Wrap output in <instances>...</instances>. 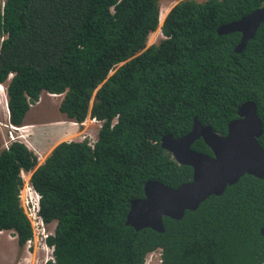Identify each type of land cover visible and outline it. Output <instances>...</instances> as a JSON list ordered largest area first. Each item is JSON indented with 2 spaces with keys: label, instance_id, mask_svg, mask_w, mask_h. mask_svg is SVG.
I'll return each mask as SVG.
<instances>
[{
  "label": "trees",
  "instance_id": "1",
  "mask_svg": "<svg viewBox=\"0 0 264 264\" xmlns=\"http://www.w3.org/2000/svg\"><path fill=\"white\" fill-rule=\"evenodd\" d=\"M260 7L264 0H181L162 23L164 38L149 45L160 0H3L0 87L10 80V123L23 126L48 92L64 94L70 119L102 125L94 146L62 141L42 164L22 140L0 151V231L22 246L33 237L19 197L31 171L45 221L57 222L46 264H143L159 248L162 264H264V180L250 174L182 219L165 217L163 233L126 224L148 181L193 179L163 136L187 134L196 117L226 135L247 101L264 123V23L242 52V33H218ZM192 147L213 154L202 138Z\"/></svg>",
  "mask_w": 264,
  "mask_h": 264
},
{
  "label": "water",
  "instance_id": "2",
  "mask_svg": "<svg viewBox=\"0 0 264 264\" xmlns=\"http://www.w3.org/2000/svg\"><path fill=\"white\" fill-rule=\"evenodd\" d=\"M262 23L264 7L221 25L218 33H242L241 41L235 48L236 52H242ZM263 131L264 123L256 103L247 101L240 106L239 117L230 122L226 135L216 132L210 125L202 124L196 117L192 130L187 134L181 137H175L172 133L163 136L161 146L179 164L193 167V179L178 187L156 180L148 181L145 196L132 200L126 224L136 230L152 228L163 233L165 217L182 219L186 211L197 210L212 195H222L228 186L237 183L244 175L250 174L264 180V146L259 142ZM201 138L213 154L192 147ZM261 233L264 235V226Z\"/></svg>",
  "mask_w": 264,
  "mask_h": 264
},
{
  "label": "rangeland",
  "instance_id": "3",
  "mask_svg": "<svg viewBox=\"0 0 264 264\" xmlns=\"http://www.w3.org/2000/svg\"><path fill=\"white\" fill-rule=\"evenodd\" d=\"M179 1L181 0H160L163 17ZM2 2L3 0H0V5ZM162 23L163 20H161L160 27L150 35L149 45L156 44L164 38L161 30ZM3 39L4 36L0 34V43ZM9 81H6L0 87V151L12 143L13 133L17 140L26 142L36 152L39 157V164H42L55 146L62 141L83 140L85 138L93 141L98 138L99 130L94 128L97 122H93L89 118L84 123L73 120L71 122L73 127L67 132H60L61 135L59 136L56 135L58 131L55 126L60 121L62 114L60 106L64 94L51 96L48 92H43L39 102L33 104L28 112V122L19 128L15 127L10 123L7 93ZM29 121H32L31 124H29ZM98 124L101 127L102 122ZM27 177L28 174H26ZM56 225V221L49 223V230L54 231ZM51 256L52 252L42 248L38 242L33 243L31 247L28 244L22 246L19 244L14 231H0V264H45ZM152 264L160 263L157 258H154Z\"/></svg>",
  "mask_w": 264,
  "mask_h": 264
},
{
  "label": "built area",
  "instance_id": "4",
  "mask_svg": "<svg viewBox=\"0 0 264 264\" xmlns=\"http://www.w3.org/2000/svg\"><path fill=\"white\" fill-rule=\"evenodd\" d=\"M48 94L51 95L52 93H48ZM89 120L93 122L101 123V121L95 118H90ZM12 139L13 141L17 140V138L13 135V133H12ZM96 140L91 141L90 144L94 146ZM26 174H28L27 178H26ZM31 176H32L31 171L22 172L24 184L22 188L20 189V193H19L21 205L24 208V211L26 215L28 216L29 220L31 221V224L34 230L33 237L30 240H28L26 244H28L31 247L33 243L38 242L42 248L47 249L52 252L51 258L47 260L48 261L51 259L54 260V246L48 245L47 238L50 235H53L55 233V230L54 231L49 230V223L45 221L41 213V195L33 186L31 182ZM154 258H157L159 263H162V259H163L162 258V248H159L155 251L150 252L146 257L145 263L143 264H152V261Z\"/></svg>",
  "mask_w": 264,
  "mask_h": 264
},
{
  "label": "crops",
  "instance_id": "5",
  "mask_svg": "<svg viewBox=\"0 0 264 264\" xmlns=\"http://www.w3.org/2000/svg\"><path fill=\"white\" fill-rule=\"evenodd\" d=\"M42 103V102H41ZM29 116V118H30V114L28 115ZM89 119L91 118V116H89L88 117ZM27 119H28V117L26 116V119H25V123L26 122H28L27 121ZM31 122L32 121H29V124H31ZM71 122H73V119H70L68 116H67V114L66 113H63L62 112V114H61V116H60V121L56 124V128L55 129H57V131H58V133L56 134L57 136H59V135H61V133L60 132H67L71 127H73L72 125H71ZM25 123H24V125H25ZM67 124V125H66ZM23 125V126H24ZM95 127V129L96 130H100V129H98V128H100V125L98 124V123H96L95 125H94ZM73 129V128H72ZM53 133V132H52ZM46 141V140H45ZM45 161V160H44ZM43 161V162H44Z\"/></svg>",
  "mask_w": 264,
  "mask_h": 264
},
{
  "label": "bare ground",
  "instance_id": "6",
  "mask_svg": "<svg viewBox=\"0 0 264 264\" xmlns=\"http://www.w3.org/2000/svg\"><path fill=\"white\" fill-rule=\"evenodd\" d=\"M168 12H169V11H168ZM168 12L165 13V16L163 17V11L161 10V20H164V19H165V17L167 16ZM51 95L59 96V95H61V94H51Z\"/></svg>",
  "mask_w": 264,
  "mask_h": 264
},
{
  "label": "clouds",
  "instance_id": "7",
  "mask_svg": "<svg viewBox=\"0 0 264 264\" xmlns=\"http://www.w3.org/2000/svg\"><path fill=\"white\" fill-rule=\"evenodd\" d=\"M92 118V117H91ZM160 264H162V263H160Z\"/></svg>",
  "mask_w": 264,
  "mask_h": 264
},
{
  "label": "flooded vegetation",
  "instance_id": "8",
  "mask_svg": "<svg viewBox=\"0 0 264 264\" xmlns=\"http://www.w3.org/2000/svg\"><path fill=\"white\" fill-rule=\"evenodd\" d=\"M19 242V241H18ZM20 244V243H19Z\"/></svg>",
  "mask_w": 264,
  "mask_h": 264
}]
</instances>
